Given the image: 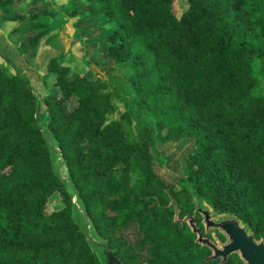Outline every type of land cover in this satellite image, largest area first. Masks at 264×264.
<instances>
[{
	"label": "trees",
	"instance_id": "1",
	"mask_svg": "<svg viewBox=\"0 0 264 264\" xmlns=\"http://www.w3.org/2000/svg\"><path fill=\"white\" fill-rule=\"evenodd\" d=\"M174 4L0 0V25H26L14 39L21 54L49 40L38 20L52 17L98 31L89 62L108 67L105 78L72 68L66 52L47 63L56 90L43 98L46 127L67 181L39 94L0 62V264H106L73 193L123 264H245L237 252L211 257L181 221L194 216L204 235L195 197L264 238V0H185L178 14Z\"/></svg>",
	"mask_w": 264,
	"mask_h": 264
},
{
	"label": "rangeland",
	"instance_id": "2",
	"mask_svg": "<svg viewBox=\"0 0 264 264\" xmlns=\"http://www.w3.org/2000/svg\"><path fill=\"white\" fill-rule=\"evenodd\" d=\"M50 1L52 8L57 9L59 4L64 0H55L54 2L52 0ZM184 2L185 0H176V4H174L175 13L178 14L181 12L180 9L183 7ZM47 10L51 15H53L51 9L47 8ZM38 22L43 23L51 29L50 38L48 41L40 40L39 48L36 53L28 52L27 54H21L17 50L14 42L15 37L24 30L26 25L21 26L20 30L14 34H10V30L13 27L12 23L7 22L0 25V62L8 70L12 72L18 71L23 76L28 78L35 91L39 94V102L41 105L38 114L39 124L47 136L48 147L53 157L54 168L65 180L69 181L67 169L57 148V144L51 137L46 127V110L45 104L43 103V98L48 90H56L54 85V76L47 73V63L52 56L58 55L61 52H66L68 58L67 63L72 68L80 69L86 66L85 64H87L100 77L105 78L108 74V67H102L89 62V53L96 45L95 42H91V39H95V37H97L95 34L98 31H94L96 32L95 34L94 32L80 33L77 27L73 24L72 20L68 21L65 26L61 28L55 26L52 17H41L39 18ZM256 92L264 93V81H262L257 87ZM165 169L167 173L171 174V177L176 174V171L173 170L169 165H166ZM135 180L136 177L133 176V182H135ZM69 189L72 190L70 185ZM57 199L58 197H53L52 203H55ZM196 206L197 209L202 211L201 214L203 216L204 225H202L201 229L204 232L203 237L209 239L217 247L222 248L225 238L221 232V229L214 226L207 227L204 219V213H209L214 221H219L227 216L215 214L212 208L206 202L198 200L196 201ZM74 214L76 220L79 223H85V217L81 211L80 204L78 203L76 204ZM185 221L193 226H196L194 216L187 215ZM129 238L134 240L135 235L133 233H129ZM96 251L99 253L100 249L97 248Z\"/></svg>",
	"mask_w": 264,
	"mask_h": 264
},
{
	"label": "water",
	"instance_id": "3",
	"mask_svg": "<svg viewBox=\"0 0 264 264\" xmlns=\"http://www.w3.org/2000/svg\"><path fill=\"white\" fill-rule=\"evenodd\" d=\"M73 200L76 204H80L81 211L85 217V223L79 225L85 231L89 241L96 250L100 249L99 257L102 262L106 264H123V262L115 255L113 250L109 247L107 242L101 238L94 228L88 214L84 211L81 203L78 201L76 193H73ZM201 201L195 197L196 201ZM203 202V201H202ZM196 210L201 212L199 209ZM206 226L219 227L221 231L227 236V242L223 243L222 248L217 247L209 239L203 237L201 230L197 226L189 224L194 232L197 233V241L206 244L213 250L211 257H222L224 259L227 255L237 252L244 260L245 264H264V238L255 239L247 227L241 223L235 215H226L227 217L214 221L209 213L205 212ZM76 219V218H75ZM178 219V218H176ZM186 216L181 221H185Z\"/></svg>",
	"mask_w": 264,
	"mask_h": 264
}]
</instances>
